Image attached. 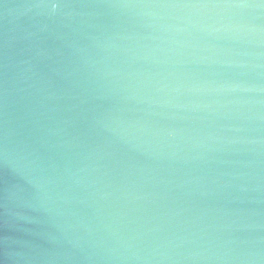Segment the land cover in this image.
Returning a JSON list of instances; mask_svg holds the SVG:
<instances>
[{
	"label": "water",
	"instance_id": "obj_1",
	"mask_svg": "<svg viewBox=\"0 0 264 264\" xmlns=\"http://www.w3.org/2000/svg\"><path fill=\"white\" fill-rule=\"evenodd\" d=\"M235 4L0 0V264H264V5Z\"/></svg>",
	"mask_w": 264,
	"mask_h": 264
},
{
	"label": "clouds",
	"instance_id": "obj_2",
	"mask_svg": "<svg viewBox=\"0 0 264 264\" xmlns=\"http://www.w3.org/2000/svg\"><path fill=\"white\" fill-rule=\"evenodd\" d=\"M260 5H264V0H260ZM260 5L235 4V5H223V7L251 8V7H259ZM169 7H216V5H169Z\"/></svg>",
	"mask_w": 264,
	"mask_h": 264
}]
</instances>
